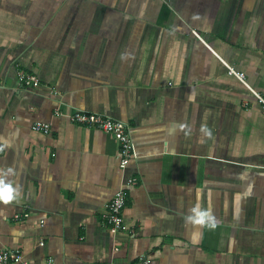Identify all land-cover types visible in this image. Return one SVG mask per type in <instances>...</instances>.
<instances>
[{"label": "crops", "instance_id": "1", "mask_svg": "<svg viewBox=\"0 0 264 264\" xmlns=\"http://www.w3.org/2000/svg\"><path fill=\"white\" fill-rule=\"evenodd\" d=\"M226 64L264 91V0H0V188L17 189L0 197V248L39 264H264V113ZM75 110L129 126L123 172L114 138ZM128 176L113 233L102 217Z\"/></svg>", "mask_w": 264, "mask_h": 264}, {"label": "built area", "instance_id": "2", "mask_svg": "<svg viewBox=\"0 0 264 264\" xmlns=\"http://www.w3.org/2000/svg\"><path fill=\"white\" fill-rule=\"evenodd\" d=\"M228 72L238 80H240L244 85L247 86L248 90L256 100V102L261 107L264 113V91L259 92L248 86L245 81V76L243 72H238L232 67L228 66ZM18 79L24 85L28 87L39 86V79L34 75L27 72L19 71ZM59 114V112H56ZM69 119L71 122L78 124L80 126H85L89 128H94L111 135L118 144V168L123 172L128 166L132 156H133V144L130 136L129 126L120 120L112 119L106 117L102 114L95 112H87L83 110H75L69 114ZM32 129L39 132H49V125L42 122H35L32 125ZM138 183V179L133 176H128L125 178V186L120 187L114 193L112 199L107 205L105 214L102 217V223L113 233L126 230L127 226L123 221V209L126 202L125 187L133 186ZM29 215L15 214L14 219L21 220ZM149 261L144 259L143 264H148ZM0 264H39L32 263L26 260L23 254L12 248H0ZM41 264H55L53 258L47 259L45 263Z\"/></svg>", "mask_w": 264, "mask_h": 264}, {"label": "clouds", "instance_id": "3", "mask_svg": "<svg viewBox=\"0 0 264 264\" xmlns=\"http://www.w3.org/2000/svg\"><path fill=\"white\" fill-rule=\"evenodd\" d=\"M203 131H204L205 135L211 134L210 129H208L206 125L204 126ZM16 190L17 189L13 188V186L11 184H6L2 188H0V197H3L7 200H10L13 198V193Z\"/></svg>", "mask_w": 264, "mask_h": 264}]
</instances>
